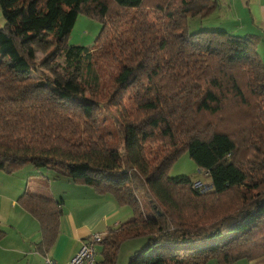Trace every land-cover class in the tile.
Wrapping results in <instances>:
<instances>
[{
    "label": "trees",
    "instance_id": "obj_1",
    "mask_svg": "<svg viewBox=\"0 0 264 264\" xmlns=\"http://www.w3.org/2000/svg\"><path fill=\"white\" fill-rule=\"evenodd\" d=\"M218 0H0V171L48 170L90 187L131 216L104 229L96 264L146 238L127 264H233L264 255V66L258 35L188 33ZM81 14L100 24L92 46L66 44ZM45 38V39H44ZM53 39L72 70L44 73L33 39ZM82 70L97 89L85 90ZM94 87V88H95ZM187 154L208 191L169 177ZM62 199L24 190L36 249L57 240ZM5 229L0 224V239Z\"/></svg>",
    "mask_w": 264,
    "mask_h": 264
},
{
    "label": "crops",
    "instance_id": "obj_2",
    "mask_svg": "<svg viewBox=\"0 0 264 264\" xmlns=\"http://www.w3.org/2000/svg\"><path fill=\"white\" fill-rule=\"evenodd\" d=\"M226 1L231 15L229 18L225 16L219 23L233 26L235 30L244 29V34L258 35L257 51L264 59V0ZM230 32L234 33V30ZM24 190L63 201L57 240L47 254L43 255L36 249L40 241L38 223L15 203ZM114 201L108 196L94 194L88 186L71 184L65 179L53 180L48 170L23 166L10 175L0 171V224L6 234L0 239V264H44L45 256L54 264H64L94 234H103L104 229L121 222L128 208L124 207L127 210L124 211ZM233 264H264V255Z\"/></svg>",
    "mask_w": 264,
    "mask_h": 264
},
{
    "label": "rangeland",
    "instance_id": "obj_3",
    "mask_svg": "<svg viewBox=\"0 0 264 264\" xmlns=\"http://www.w3.org/2000/svg\"><path fill=\"white\" fill-rule=\"evenodd\" d=\"M218 8L213 11L211 14L207 15L203 19H199L197 17H191L188 18L186 21V31L188 33H192L194 31H201L205 29H212V27H215L214 29L220 28V29H225L226 32L230 33L231 30H234V34L236 36L241 37L244 35L245 30H235L233 26H227L220 24L219 22L224 19L225 16L227 18L230 17L231 12H230V7H228L227 1L226 0H218ZM0 15V26L2 24V19ZM74 26L71 27L70 32L67 36L66 44L69 46L73 47H85L89 48L92 46V43L94 39H96V35H98V32L100 30V24L97 23L96 20L94 19H89L85 17L84 15L79 14L75 22L73 24ZM224 30V31H225ZM45 39V38H44ZM31 44L33 45L34 48V58L38 64H40L41 70L49 74V76L53 77L54 79H57L59 81H65L66 78L69 77L70 74L72 73V70L69 68L67 69L66 67L64 68L65 63H63V59L61 54L59 53L60 51L55 52L52 54L55 49L56 44L53 42V39L48 38L47 40H43L41 43L38 42L36 39H33L31 41ZM263 66H264V59H261ZM79 74L75 77L76 79H82L84 81V88L87 91H91L92 89L93 92L97 89V87L93 86L92 82L90 79H88L87 75L85 74V71L81 69ZM95 87V88H94ZM27 165V164H26ZM27 168H32L31 165L25 166ZM202 172L197 171L194 164L191 162L190 158H188L187 154L184 153L179 160L175 161L172 164V167L169 170V177L173 176H189L190 179L194 181L201 180L205 185V190L209 187L211 184L208 180V178L202 174ZM44 182V181H43ZM45 183V182H44ZM32 193V191L30 190ZM36 193V192H35ZM38 195H41L42 197H48L46 194H41L37 193ZM126 207V206H124ZM123 207V208H124ZM128 208V207H127ZM124 211H127L124 208ZM129 211V209H128ZM124 216L121 218V222L125 221L128 217L131 216V211H129ZM1 223V222H0ZM101 234V233H100ZM6 235V234H5ZM95 235V234H94ZM102 235V234H101ZM102 237V236H101ZM146 244V238L143 237H138V239H133V240H126L121 246L119 247V251H117V258L115 264H127L128 263V258L131 256L134 252L138 251L140 247H143ZM96 254H95V260H99L100 256L97 253L98 252V245L94 244ZM215 263L214 260H210L207 262V264Z\"/></svg>",
    "mask_w": 264,
    "mask_h": 264
},
{
    "label": "built area",
    "instance_id": "obj_4",
    "mask_svg": "<svg viewBox=\"0 0 264 264\" xmlns=\"http://www.w3.org/2000/svg\"><path fill=\"white\" fill-rule=\"evenodd\" d=\"M198 171L202 172L201 169H198ZM208 172L203 171V175H207ZM192 189L197 190V191H206L209 188L205 190V184L201 182V180L198 179V181L193 182ZM92 242H88L87 244H83L81 247L78 248L76 254L69 260L66 261L64 264H96L95 263V254L96 250H94L92 243L93 242H99L100 239L102 238L99 235H94L92 237ZM43 263L44 264H54L52 259H49L48 257L43 258Z\"/></svg>",
    "mask_w": 264,
    "mask_h": 264
},
{
    "label": "bare ground",
    "instance_id": "obj_5",
    "mask_svg": "<svg viewBox=\"0 0 264 264\" xmlns=\"http://www.w3.org/2000/svg\"><path fill=\"white\" fill-rule=\"evenodd\" d=\"M210 186H211V184H210L209 187H208L209 189H210ZM209 189H208V190H209ZM208 190H206V191H208ZM204 192H205V191H204ZM95 235L102 236L101 234H95ZM93 236H94V235H93ZM93 236H92V237H93ZM92 237H90L91 239H90L89 241H87L85 244H87L88 242H92V239H93ZM102 238H103V237H102ZM102 238H101V239H102ZM101 239H100V240H101ZM99 242H100V241H99ZM99 242H93V243H92L94 250H95L94 244H97V245H98Z\"/></svg>",
    "mask_w": 264,
    "mask_h": 264
}]
</instances>
